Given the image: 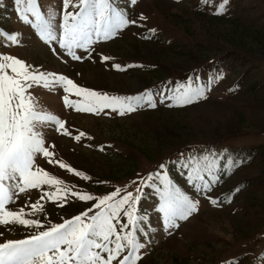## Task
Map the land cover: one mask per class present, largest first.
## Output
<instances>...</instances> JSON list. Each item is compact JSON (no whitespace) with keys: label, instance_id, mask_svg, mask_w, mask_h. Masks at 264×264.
<instances>
[{"label":"rangeland","instance_id":"obj_1","mask_svg":"<svg viewBox=\"0 0 264 264\" xmlns=\"http://www.w3.org/2000/svg\"><path fill=\"white\" fill-rule=\"evenodd\" d=\"M38 3L45 14L52 10L59 17L62 0ZM115 3L130 18L146 17L138 21L143 26L131 25L116 37L99 42L91 59L65 61L51 55L30 25L20 21L14 0H0V54L14 55L33 67L67 75L79 86L109 95H135L146 89L155 93L189 80L204 85L211 80L210 90L206 98L184 107L158 104L124 116H97L65 107L60 88L50 91L34 86L29 91L37 105L65 120L71 133L66 136L54 127L45 129L46 144L54 146L50 151L55 159L89 179L43 158L40 166L65 186L96 196L113 186L131 185L138 175H147L180 153L214 156L219 179L209 195L216 204L203 193H191L179 165L169 169L173 182L199 200V211L178 222V228L163 230L156 211L158 198L145 189L137 208L148 217L142 226L150 242L140 250L137 264H264V0ZM221 4L222 13L216 14ZM10 35L16 36V43ZM102 55L109 56V61L102 62ZM144 61L156 67L141 66ZM117 63L121 70L112 67ZM147 83L150 85L139 92L124 93ZM80 131L86 136L76 141ZM31 193L27 204L17 198L10 207H25L30 212V204L40 199L42 190ZM40 203L44 209L41 218L46 215L54 223L85 207V202L75 199L62 207L48 200ZM11 234L23 238L27 233L21 226H12ZM140 239L144 242L142 236Z\"/></svg>","mask_w":264,"mask_h":264},{"label":"snow or ice","instance_id":"obj_2","mask_svg":"<svg viewBox=\"0 0 264 264\" xmlns=\"http://www.w3.org/2000/svg\"><path fill=\"white\" fill-rule=\"evenodd\" d=\"M129 2L135 5L137 0ZM14 3L20 21L30 25L51 55L65 61L67 58L82 61L85 56L91 59L99 42L116 37L131 25L142 27L138 21L146 20L142 14L138 19L130 18L115 0H62L59 17L52 10L45 14L38 0H14ZM224 4L217 8L216 14L222 13ZM8 38L17 42L15 35ZM99 58L102 62L110 59L107 55ZM112 67L121 70L118 63ZM34 86L50 91L62 89L63 105L76 112L124 116L140 108L154 109L158 104L184 107L196 103L206 98L211 80L206 85L192 80L176 83L174 88L162 87L155 93L146 89L135 95H109L79 86L67 75L33 67L14 55L0 54V264H137L140 250L150 242L148 231L142 226L148 217L137 208L145 189H151L158 198L156 211L165 232L178 228V222L199 211V200L170 178L169 169L177 165L185 172V183L191 193H203L210 203H217L209 195L219 179L215 172L217 158L198 157L191 152L161 162L156 170L138 175L131 185L113 186L106 194L94 196L65 186L63 180L40 166L41 158L50 165L58 163L60 168L83 180L89 177L55 159L50 151L54 146L46 144L45 129L54 127L55 132L66 136L71 133L65 120L37 105L29 91ZM85 136L80 131L74 139L80 141ZM230 166L231 163L227 165ZM44 186L50 190L43 191ZM33 189L42 190V195L30 204V212L25 207H10L17 198L27 204ZM70 199L85 202L83 210L58 223L46 215L41 218L44 213L41 200L58 202L57 206L62 207ZM12 226H21L27 234L23 238L13 237Z\"/></svg>","mask_w":264,"mask_h":264},{"label":"trees","instance_id":"obj_3","mask_svg":"<svg viewBox=\"0 0 264 264\" xmlns=\"http://www.w3.org/2000/svg\"><path fill=\"white\" fill-rule=\"evenodd\" d=\"M145 62V61H144ZM141 66H147L146 68L147 69H154L155 67H156V64H154V63H152V62H148V61H146L145 63H141L140 64ZM158 67V66H157ZM157 69V68H156ZM158 76V75H157ZM166 76H168V74L166 75ZM166 76H164L163 78L161 77V81H163L164 82V79L166 78ZM170 76V75H169ZM159 78V77H158ZM156 82H159V80H157ZM148 85H150V83H147V84H145L144 86H142V87H140L139 89H136V90H134V91H129V92H124V93H136V92H139L140 90H143L144 88H146Z\"/></svg>","mask_w":264,"mask_h":264}]
</instances>
